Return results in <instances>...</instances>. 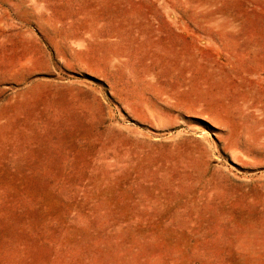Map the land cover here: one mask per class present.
<instances>
[{
  "label": "rangeland",
  "instance_id": "rangeland-1",
  "mask_svg": "<svg viewBox=\"0 0 264 264\" xmlns=\"http://www.w3.org/2000/svg\"><path fill=\"white\" fill-rule=\"evenodd\" d=\"M0 264H264V0H0Z\"/></svg>",
  "mask_w": 264,
  "mask_h": 264
},
{
  "label": "bare ground",
  "instance_id": "bare-ground-1",
  "mask_svg": "<svg viewBox=\"0 0 264 264\" xmlns=\"http://www.w3.org/2000/svg\"><path fill=\"white\" fill-rule=\"evenodd\" d=\"M151 108V107H150ZM152 109V108H151ZM157 109V108H156ZM150 113V112H149ZM149 116H151L150 114H149ZM154 116V115H153ZM150 119V118H149Z\"/></svg>",
  "mask_w": 264,
  "mask_h": 264
}]
</instances>
